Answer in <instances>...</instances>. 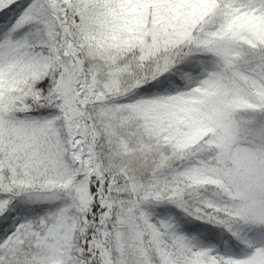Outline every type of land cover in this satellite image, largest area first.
Masks as SVG:
<instances>
[{
	"label": "trees",
	"instance_id": "trees-1",
	"mask_svg": "<svg viewBox=\"0 0 264 264\" xmlns=\"http://www.w3.org/2000/svg\"><path fill=\"white\" fill-rule=\"evenodd\" d=\"M23 1L0 0V28ZM179 1L157 0L135 26L118 6L99 1L68 10L85 72L105 98L87 107L100 171L90 186L103 200L135 203L142 227L160 218L187 242L240 251L242 232L264 235V226L232 214L241 196L225 168L241 151L264 160V0H207L194 10ZM44 8L12 36L25 42L28 56L55 58L49 23L56 22ZM86 25L104 36L101 46L82 40ZM23 75L0 88V168L23 191H0V264H86L95 256L89 241L96 227L84 224L71 195L47 201L24 194L79 178L55 77ZM199 173L204 182L191 186L190 174ZM150 248L154 264H165L153 238Z\"/></svg>",
	"mask_w": 264,
	"mask_h": 264
},
{
	"label": "rangeland",
	"instance_id": "rangeland-1",
	"mask_svg": "<svg viewBox=\"0 0 264 264\" xmlns=\"http://www.w3.org/2000/svg\"><path fill=\"white\" fill-rule=\"evenodd\" d=\"M96 1L102 2L105 6H118L120 10L125 11L130 18L131 26L137 25L143 13L157 4V0H61V3L70 11L75 8L79 12ZM40 2V0L23 1L18 13L4 27L0 28V88L5 83L15 85L22 76L24 77L23 74L27 70H30L32 74L52 73L55 79L61 72L56 57L52 58L46 54L30 57L26 53L25 42L22 39L13 40V31L29 19L35 9L38 13L44 14L43 8L46 5L51 12L52 5H47L46 2L39 4ZM206 2L207 0H180L179 7L194 10L198 4L205 5ZM249 11H253V9ZM54 20L56 24L49 23V32L60 46L62 34L55 17ZM71 25L74 26L73 23ZM80 32L82 40L87 44L101 46L105 42L104 36L98 35V31L91 29V26L86 25ZM79 43L83 47V43ZM83 51L85 53L84 47ZM73 75L72 69V72H69L67 84L73 85ZM83 81L86 87L81 90V93L88 99L83 108L88 118L87 107L105 98L100 90L99 82L94 76L84 72ZM72 134L71 130L70 138ZM76 147L79 148V144ZM92 149L96 150V147ZM90 162V166L93 167L94 160L92 158ZM263 164V159L251 156L249 153L246 155L241 151L234 156L230 169L225 168V174L230 185L241 196L237 205L238 209L233 210L232 214L237 211L248 222L264 226V200L260 199L261 191L264 190V178L261 177ZM254 167H256L255 170H251ZM245 169L251 171L247 173ZM76 170L80 172L75 175L79 179L75 178L71 183L60 184L44 190L31 189L24 194L31 199L47 201L59 198L62 192L71 195L84 224L89 222L96 227L95 233L89 241L91 249L95 250V256L87 259L86 264H154L150 248L152 238L154 246L164 258L165 264H264V235L250 230L242 232L240 238L246 243V247L238 251L232 245L220 247L199 239L187 242L178 227H172L160 218H155L150 221V225L142 227L135 213V203L121 204L103 200L101 192L92 189L90 180L81 174L85 170L80 169L78 162H76ZM92 174L94 175V170L90 171L91 178H93ZM189 178L195 183L191 186H197L204 182V173L190 174ZM0 191L23 192L13 188L7 182L1 168ZM195 194L196 191L192 188L189 198H197ZM209 204L218 207V203L213 198H210ZM94 206L97 211L93 210ZM8 241L3 245H8Z\"/></svg>",
	"mask_w": 264,
	"mask_h": 264
},
{
	"label": "water",
	"instance_id": "water-1",
	"mask_svg": "<svg viewBox=\"0 0 264 264\" xmlns=\"http://www.w3.org/2000/svg\"><path fill=\"white\" fill-rule=\"evenodd\" d=\"M46 2L50 5L51 7V12L52 14L56 17L57 22L59 24V27L62 32V43L58 48V51L56 53V60L58 65L61 68V72L58 73L57 79H56V91H57V96L61 101L62 109H63V115L65 117V120L69 125V129L73 131V134L70 139V147H71V152L73 157L78 161V157L80 155H86V149H81L80 147L77 148L76 146L78 144H82L83 139L85 140V137L82 133L83 128L80 125V123L86 128L87 134L90 132V142L92 143V147H96L95 143V135L93 132L92 127L90 126L88 122V118L85 114V110L83 108L84 105L87 103V99L83 98H78L77 101L71 102V98L73 95L74 87L71 84H67L68 80V75L69 72H72V65L67 64L68 62V57L64 56V46L66 44H71L75 45L77 49L79 50L77 55V58L79 59V69L83 73V60H82V55H83V48L75 40L73 31H72V25L68 21L67 17V10L65 7H62L60 0H46ZM77 61V60H76ZM95 84V82H94ZM68 91V94L64 93V91ZM72 90V93H70ZM82 119V121H81ZM91 158L94 160V166L92 167V170H94L95 173H99V169L97 166V152L96 150H93V154L91 155ZM89 158V159H91ZM85 170V169H84ZM89 170L85 172H82V175L89 176ZM80 174L79 171L75 172V175Z\"/></svg>",
	"mask_w": 264,
	"mask_h": 264
},
{
	"label": "bare ground",
	"instance_id": "bare-ground-1",
	"mask_svg": "<svg viewBox=\"0 0 264 264\" xmlns=\"http://www.w3.org/2000/svg\"><path fill=\"white\" fill-rule=\"evenodd\" d=\"M64 56L68 57V63L69 65H72V69H73V72H74V75L72 76V83H73V87H74V91H73V94H75V96L73 95L71 98V102H75L77 101L78 98H83L84 100L86 99L82 93H81V90L83 88H85V82L83 81V73L80 71L79 69V59L77 58V55L79 50L77 49V47L75 45H69V44H66L64 46ZM77 60V61H76ZM88 89V88H87ZM69 91V90H68ZM68 91H64V93L68 94ZM72 93V90L71 92ZM82 121V119H81ZM83 130H82V133L85 137V140L83 139L82 141L83 142V145L80 143L79 146L81 149H86V152L87 154L86 155H80L78 157V163H79V166L81 169H90L91 168V162H90V157L92 154H93V149H92V143L90 142V134L88 133L87 134V131H86V128L84 127V124L82 125L80 123V125Z\"/></svg>",
	"mask_w": 264,
	"mask_h": 264
}]
</instances>
